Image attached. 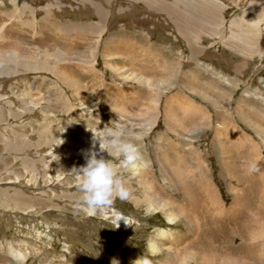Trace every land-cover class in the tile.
Here are the masks:
<instances>
[{
    "label": "rangeland",
    "instance_id": "374dc122",
    "mask_svg": "<svg viewBox=\"0 0 264 264\" xmlns=\"http://www.w3.org/2000/svg\"><path fill=\"white\" fill-rule=\"evenodd\" d=\"M111 121L139 137L143 162L131 175L106 156L130 195L97 212L79 203L76 169ZM262 175L264 0H0V192L29 200L0 204V264H171L200 212L169 201L211 191L259 232L233 245L264 255ZM168 228L182 241L150 251Z\"/></svg>",
    "mask_w": 264,
    "mask_h": 264
},
{
    "label": "bare ground",
    "instance_id": "6f19581e",
    "mask_svg": "<svg viewBox=\"0 0 264 264\" xmlns=\"http://www.w3.org/2000/svg\"><path fill=\"white\" fill-rule=\"evenodd\" d=\"M254 21H255V18L252 19V22ZM263 176L264 175H262V179H263ZM252 180L251 181L254 183V179ZM247 189H248L249 195L251 197L253 195V198H254L255 194L252 193L254 190L250 192V189H251L250 186ZM260 190L261 191L259 193L262 195V197H260V194L259 196L256 195L257 199L262 198V200H264V180L262 181ZM0 194H1L0 197L2 196L1 198L2 200H4L0 202V204L2 205H5V204L12 205V203H14L15 205H20V204L22 205L26 203L27 201H29L23 198L20 194L16 192L6 193L5 191H1ZM210 196H213V199L209 197H205V198H202L201 201H199L200 203L199 205H195L193 202H191V200L193 199V196L188 195V197L190 198L188 208H186V205H184L183 207L182 205H179L177 202H175L176 203L175 204L174 202L169 201V204L177 206L175 210L176 212H178L179 215H183L184 214L183 211L185 209H187L186 211H188L191 208L193 210L197 209L196 212H200V216L191 214V216L194 218L195 226L194 224L193 225L187 224L189 227L188 228L189 233L191 232V234H193L194 229H196L197 231V232H194L197 234L193 238V242L186 244L185 249L180 250V248L178 249L176 247L178 250L176 249L175 251H172V253L167 252V255L169 256V258L171 256L173 257V261H171L172 262L171 264H185V263H192V262L195 264H237L239 261L237 256L240 257L242 255L241 253L246 249L252 250V247L243 243L242 241L241 243L234 246L233 245L234 239L238 237L240 238V240L244 241V239L247 236V232H245V230L249 232L248 235H249L250 240H253V238L260 237L259 232L254 231L252 233L253 230L251 231L252 227L250 226V222L242 221L241 213L238 214L235 212L230 216L229 211H225L221 207L220 202L217 201L216 198H214L215 195L213 194L212 191L210 193ZM250 196L249 198H251ZM233 199H234L233 200L234 203L237 202L238 196H235ZM153 205H156V203H154ZM179 206L182 210L178 209ZM258 211L259 209H256L255 212H258ZM112 214L114 215V217L116 216V219L119 218L120 216H123L126 219V221L128 219L124 214H121L117 210L112 211ZM176 218L177 216H175L174 213L168 214L166 216V219H168L169 223L170 222L174 223ZM116 219H114V222ZM127 227L128 225H126L123 220L119 222V228L125 229ZM159 230L160 231L156 232L154 236L155 238L154 239L151 238L150 241L148 242L149 250L152 252L158 251L157 249L160 248L159 246H162L164 243L165 244L170 243V244L176 245L182 241V236L180 234L179 235L176 234L177 232L171 228H168L165 230L164 229H159ZM168 246L170 247L171 245H168ZM263 247L264 246L261 245V248ZM252 253L253 254L249 256L250 257L249 260L246 259V260H241V261L244 262L245 264H264V255H261L260 251L258 250L256 251L253 247ZM252 257L254 258V260L252 259ZM174 258L176 260L178 258L179 259L176 261ZM129 259H130V262H135V264H143V260H144L138 254H134L133 256L131 255Z\"/></svg>",
    "mask_w": 264,
    "mask_h": 264
},
{
    "label": "clouds",
    "instance_id": "9594fccd",
    "mask_svg": "<svg viewBox=\"0 0 264 264\" xmlns=\"http://www.w3.org/2000/svg\"><path fill=\"white\" fill-rule=\"evenodd\" d=\"M103 128L96 134L92 131L91 147L81 150L85 160L84 165L76 169L78 174L77 190L82 194L79 203L89 210L103 212L113 205L114 200L125 201L129 198V190L123 182L118 169L106 156L118 161L121 169L135 175L142 166V154L135 143L139 139L126 126L112 124ZM123 220L129 225L123 216L115 220V226ZM143 264H150L145 258Z\"/></svg>",
    "mask_w": 264,
    "mask_h": 264
}]
</instances>
